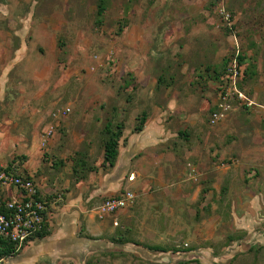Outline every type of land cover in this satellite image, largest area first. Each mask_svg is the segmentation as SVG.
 <instances>
[{"label": "rangeland", "instance_id": "374dc122", "mask_svg": "<svg viewBox=\"0 0 264 264\" xmlns=\"http://www.w3.org/2000/svg\"><path fill=\"white\" fill-rule=\"evenodd\" d=\"M21 1L22 61L0 97L2 163L77 191L111 171L108 124H124L122 144L143 114V125L165 129L134 159V207L96 236L86 263L264 264V0H107L101 20L99 0ZM237 55L249 99L231 100L211 124ZM158 179L171 188L158 189ZM94 195L87 213L104 199ZM25 245L3 264H22Z\"/></svg>", "mask_w": 264, "mask_h": 264}, {"label": "crops", "instance_id": "0c3cea01", "mask_svg": "<svg viewBox=\"0 0 264 264\" xmlns=\"http://www.w3.org/2000/svg\"><path fill=\"white\" fill-rule=\"evenodd\" d=\"M21 61L22 1L0 0V97H3L6 92L7 82L12 79L11 74L14 67ZM14 82L12 81L13 85H15ZM216 100L217 98L214 101L212 110L216 108ZM0 102L2 103V101ZM126 126L128 127V124ZM157 128L153 129V125L148 122L143 125L141 131L128 137L123 144L120 140L116 164L111 167L110 172H107V170L102 172L101 181L104 183L90 186V184H87L89 179L85 178L79 181L80 184L78 183L76 187L77 191L74 190V187L57 182L56 184H61L58 186L53 183V179H46L42 175L35 176L27 167L24 169L22 163V175L34 178L41 194L50 201L47 206L46 223L43 228L46 235L40 237L34 235L28 244L22 248V264H63L65 260L69 262L71 260V264H75L74 261L76 264H89L86 263V257L96 251L93 247V244H96L97 241L96 236L111 228L109 221L115 226L119 225V217L121 218L125 210L128 211L135 205L134 203L126 209L106 216L104 219H98L94 211H92L93 213L86 212L89 198H94L96 193L103 194L105 199L107 195H118L125 190L133 191L131 187L138 188L141 186L138 180L141 172L137 167H133V165L138 164V161L134 162V159L140 152L145 154L148 148L150 150L154 146L152 143H161L160 141L165 136V129L164 126L163 130L161 126ZM123 129H125V126ZM125 132L127 133V130ZM3 164L8 166L12 163ZM12 165L17 166L19 171V164L13 163ZM130 168H133V171L129 174L126 183L125 175H127ZM109 176L114 177L109 178ZM101 181L99 180V182ZM158 182L161 184L158 189L162 191L169 190L171 183L165 182V184L164 180L160 179H158ZM124 185H127L128 188L120 190ZM58 195H61V198H58ZM165 200H167V195L164 194ZM166 203L168 202L166 201ZM83 233L85 234L83 235Z\"/></svg>", "mask_w": 264, "mask_h": 264}, {"label": "built area", "instance_id": "2783aa9c", "mask_svg": "<svg viewBox=\"0 0 264 264\" xmlns=\"http://www.w3.org/2000/svg\"><path fill=\"white\" fill-rule=\"evenodd\" d=\"M221 15L226 24L231 26L230 13L222 9ZM226 72L228 84L220 92L216 108L210 115L211 124L218 123L224 117L226 111L231 108V100L249 99L238 87L240 68L236 58L231 61ZM251 103L249 100L248 104ZM68 111L70 108H66L63 113ZM58 112H61L60 109ZM53 131L52 126L45 131L42 137L44 143ZM17 172V166L8 167L0 162V240L16 243L17 250H19L34 235L43 230L50 201L41 194L34 178L20 175ZM58 198H61V195H58ZM135 201V192L125 190L118 195L106 197L93 211L98 219H104L108 215L133 205Z\"/></svg>", "mask_w": 264, "mask_h": 264}, {"label": "trees", "instance_id": "16d2710c", "mask_svg": "<svg viewBox=\"0 0 264 264\" xmlns=\"http://www.w3.org/2000/svg\"><path fill=\"white\" fill-rule=\"evenodd\" d=\"M106 1L107 0H99L98 12H97L98 20L102 19L103 14L106 10ZM226 26L230 30V32H235L234 30H232L234 25L230 26V25L226 24ZM235 36H236V33H235ZM236 39L238 40L237 36H236ZM237 59H238L237 61H238L239 68H240L238 87H239V89H241L243 91V88L241 86H243L244 77L248 73L245 71V69L242 67V64H241V62L244 61V59H245L244 56L243 55H237ZM226 71H227V69H225V72H223L221 75V77H222L221 82L222 83H220L219 87H218L220 92L222 90H224V88L228 84V77H227ZM145 119H146V114H143V117L140 119V123H137L134 127L136 132H139L142 130ZM110 125L111 124L107 125V132L110 135L108 136V138L105 140V143H104V161H103L104 166L108 167V168L113 167L117 162L120 140H121V137L123 135V128H124V125L122 123H120L116 127V129L112 128ZM11 165L12 164H9L8 167H10ZM17 173L22 175V172L18 171ZM43 230H41L36 235L39 237L46 235L45 234L46 231L43 232ZM120 240H121L120 242H126L127 241V239H125V238H123V239L120 238ZM147 247L149 249L155 250V251H167V249L165 247H162L160 245H148ZM17 251L18 250H17V244L16 243L9 242L7 240H0V260L2 259L0 264H3V260L5 258L12 256Z\"/></svg>", "mask_w": 264, "mask_h": 264}]
</instances>
